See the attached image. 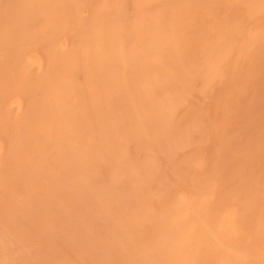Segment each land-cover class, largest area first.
Wrapping results in <instances>:
<instances>
[{"label": "bare ground", "instance_id": "obj_1", "mask_svg": "<svg viewBox=\"0 0 264 264\" xmlns=\"http://www.w3.org/2000/svg\"><path fill=\"white\" fill-rule=\"evenodd\" d=\"M9 2L0 8V264H264L262 131L261 144L244 137L260 145L250 148L255 170L247 147L231 145L244 139L239 123L226 144L238 153L221 137L264 84V0ZM256 98L246 105L264 104ZM211 139L226 153L214 141L206 151ZM204 150L224 167L207 168ZM233 153L260 174L257 185L241 165L228 173ZM94 165L108 169L97 189ZM236 176L242 189L222 193ZM32 189L57 201L36 200L44 208L34 201L31 213L48 238L20 221L33 220ZM29 230L52 240L36 243Z\"/></svg>", "mask_w": 264, "mask_h": 264}, {"label": "rangeland", "instance_id": "obj_2", "mask_svg": "<svg viewBox=\"0 0 264 264\" xmlns=\"http://www.w3.org/2000/svg\"><path fill=\"white\" fill-rule=\"evenodd\" d=\"M4 1H7V2H4ZM9 1H11V0H0V8H1V7H2V8H5V7H3V4H4V6H7L8 4H11V2H9ZM8 2H9V3H8ZM1 3H2V6H1ZM5 4H6V5H5ZM2 17H3V16H2ZM0 18H1V17H0ZM3 18H4V17H3ZM0 20H1V19H0ZM0 22H1V21H0ZM1 23L4 24V20H2ZM1 23H0V26H2ZM263 77H264V76H263ZM260 78L262 79L261 76H260ZM257 80H258V79H257ZM257 80H256V81H257ZM253 82H254V81H253ZM253 82H252V83H253ZM257 82H260V79H259V81H257ZM262 82L264 83V78L262 79ZM256 84H257V83H255V85L252 84V86L254 85L253 87H256V86L258 85V84H257V85H256ZM250 85H251V84H250ZM260 85H262V83L258 85L259 87H261V88L259 89V91L261 90V92H259V95H257V94H258V92H257V94H256V95H257V98H256L255 96L252 97V96H253V93H254V95H255V93H256V90H254L255 92H253V89H257V88H253L252 86H251V87H252L253 89L250 87L252 90L250 89L251 91H249V92H247V91L244 92L243 95L246 94V95L248 96V94H250L251 92H253V93H251L252 95H249V97L253 98V100H254V98H256V101L259 100L258 98H260L261 95H263V97H264V94H263V92H264L263 90H264V89L262 90V87L264 88V86H263L264 84H263L262 86H260ZM220 89H221V88H220ZM257 90H258V89H257ZM218 91H219V90H218ZM225 91H227V90H226L225 87H223V89H221V91H220L221 93H220V92H219V93L216 92V93H217L218 96H219V94H220V95H221V94L223 95L224 93H226ZM262 91H263V92H262ZM22 93L25 94V92H22ZM80 93H83V92H80ZM85 93H87V92H85ZM260 93H262V94H260ZM217 94H215V95H217ZM222 95H221V96H222ZM243 95L241 94V96H243ZM246 95H245V96H246ZM218 96H217V97H218ZM223 96H224V95H223ZM258 96H260V97H258ZM243 97H244V96H243ZM243 97H242V99H241V97H240L239 99L242 101L243 99H245V98H243ZM247 98H248V97H247ZM247 98H246V99H247ZM251 98L245 100V102H247L248 100H250V103H251V100H252ZM260 100H261V99H260ZM238 101H239V100H238ZM241 101H239L240 104H241ZM243 101H244V100H243ZM243 101H242L243 106H239V107H243V109L237 107L238 110H239L240 112L242 111V113H239V115H238V113H237V112H239L238 110H237V111L234 110V111H233L234 113L232 112L230 118H231L232 116H234V115H235V116H234V118L232 117L231 120H230L229 122L226 120L227 122L224 124L225 126L223 125V127H224V129H225L224 132H223V130H222L223 134H224V133H226V134H224L225 136L223 135V136H221V137H223V138L225 137V138H224V140H225L226 137L228 138V136H229L228 133L232 134V135L234 136V138H235V136H239V135L241 136L242 134H243V135L245 134L246 136H243V135H242V137L239 136V137H237V138L239 139V138L247 137V139H248V137L250 138V136H252L253 138L256 137V138H255V139H256V143H255V141H253V144L255 143L254 145H256V144H258V143L261 144V141H262L261 137L264 138V135H263V134H264V132H263V131H264V129H263V128H264V124H263L264 122H263L262 124H261V122H262L264 119L261 120V122H259V118L261 117V119H262V118L264 117V115H263V114H264V109H263L264 104L262 103V102H264V99H262V101H258V104L260 105V104L262 103L261 105H263V106H261V105L258 106L257 104L254 105V103L251 104V105H253L254 107L257 106V107L255 108V111H254V109H253L254 107H251V106H250V108H252V109H250V108H249V105H246V104H248V102L245 103V102H243ZM239 102H238V103H239ZM244 103H245V104H244ZM242 104H241V105H242ZM214 105H215V104H214ZM214 105H213V106H214ZM238 105H239V104H238ZM213 106H212L211 109H214ZM215 107H216V106H215ZM246 107H247V108H246ZM245 108H246V109H245ZM248 108H249L250 110H247ZM211 109H210V110H211ZM244 109H245V110H244ZM256 109H257V111H256ZM259 110H260V111H259ZM215 111H216V110H215ZM215 111H214V113H215ZM248 111H252V112L249 113ZM217 112H218V111H217ZM253 112H256L257 114H256V113L253 114ZM212 113H213V111H212ZM214 113H213V115L216 114V113H215V114H214ZM243 113H249V114H243ZM233 114H234V115H233ZM236 114H237V116H236ZM252 114H253V115H252ZM218 115H219V114H216V117H218ZM240 115H241V116H240ZM247 115H248V116H251V117H250L251 119H254V118H255V119L253 120V121H254L253 123L250 122L251 125H253V126H251V125L249 124V122H248V124H247V122H246V118L248 117ZM239 116H240V118H239ZM244 116H245V119H244L245 121H243ZM253 116H255V117H253ZM256 116H258V118H256ZM211 117L214 119L215 116L213 117L212 114H211ZM216 117H215V119H214V121H213L214 123H217V122H218V121L216 120ZM219 117H220V115H219ZM235 117H236V118H235ZM237 117H238V118H237ZM252 117H253V118H252ZM250 118L248 117V118H247V121H251ZM213 119H211V120H213ZM228 119H229V118H228ZM215 120H216L217 122H215ZM218 120H220V119H218ZM232 120H233V121H232ZM239 120H241V121H239ZM256 120H257V122H256ZM237 121H239V122H237ZM230 122H231V123H230ZM244 122H246L248 128L246 127V124H242V123H244ZM232 123H233L234 125H236V124L239 123L238 126L241 125V126L239 127V130L237 129L239 135H238L237 131H236V132H235V131H234V132H231V130L233 131V130H235L236 127H237V126L231 127V126H233V125H230V124H232ZM254 123H255V125H254ZM257 123H258V124H257ZM226 124H227V125H226ZM228 124L230 125L231 129L227 128L228 132H225V131H227L225 127H226V126H229ZM259 124H261V125L263 126V128H262L261 125H259ZM182 125H183V122L180 124L179 127H176V129H178V132H179L180 129L182 128V127H181ZM256 125H258L260 128L257 126V129H256V127H255ZM250 126L253 127V128H255V130H252L253 128H251ZM233 128H234V129H233ZM246 128H247L248 130L251 128V129H250V133H249L248 130H246ZM240 129L243 131V133H242V131L240 132ZM261 129H262V130H261ZM256 131H257V132H256ZM261 131H262V134L260 133ZM172 132H173V131H172ZM251 132H253V134H252ZM254 132H255V133H258V134H254ZM210 133H211V131H210ZM210 133H208V134H210ZM234 133H237V134H234ZM248 133H249V134H248ZM173 134H174V133H173ZM213 134H214V133H213ZM217 134H218V133H217ZM220 134H221V133H220ZM227 134H228V135H227ZM251 134H252V135H251ZM260 134H261V137L258 136V135H260ZM171 135H172V134H171ZM248 135H249V136H248ZM253 135H256V136H253ZM208 136H209V135H208ZM210 136H211V134H210ZM215 136H218V135H213L214 139H215ZM213 137H211V138H213ZM218 137H219V136H218ZM218 137H217L216 139H219V138H220V137H219V138H218ZM230 137H231V136H229V138H228V140H229L228 142H227V139H226V142H224V146H225V147H228V146H229V145H226V144H227V143L230 144L229 142L232 140ZM257 137H258V139H257ZM232 138H233V137H232ZM234 138H233V139H234ZM0 139L6 141V140H5L4 138H2V137H1ZM214 139H213V140L211 139V144H210V142L206 141V140H209V139H206V140H205V141L207 142V144H206L207 146H205V147H206V148H205L206 151H208V149H207L208 144L210 145L209 147L212 148V145H213V142H212V141H214V146H216V147H213V148L216 149V148L218 147V145H219L220 140H222V138H221L219 141H218V140L215 141ZM224 140H222V141H224ZM239 140H241V139H239ZM239 140L234 139V140H232L233 142L231 141V143H232V144H231L232 147H233V145L235 146V141H236V145H238V146L233 147V149H234V150H235V148H237V149H241L240 146H242V147H243V148H242L243 151L246 150V152H247V151L249 150V153H248V154L246 153V155L251 154V155H250L251 157H249V159H248V158L246 159V160H248L247 164H248L251 160H252L251 162L253 163V160L257 157V156L255 157V155H256V153H257L258 151H257V152H254V151H252V150H253V149L256 150L257 147H258V148L260 147V145H258V146L256 147V146H254L253 144L248 143V141H249L250 139H249V140H246L245 138L243 139V140H246L247 142H246V141H243V140H241V141H242V142H241V141H239ZM253 140H254V139H253ZM263 140H264V139H263ZM209 141H210V140H209ZM237 141H238V143H237ZM251 141H252V140H251ZM257 141H258V142H257ZM249 142H250V141H249ZM263 142H264V141H263ZM204 143H205V142H204ZM220 143H221V142H220ZM222 143H223V142H222ZM222 143H221V144H222ZM233 143H234V144H233ZM251 143H252V142H251ZM221 144H220V145H221ZM204 145H205V144H204ZM220 145H219V146H220ZM231 145H230V146H231ZM224 146H222L224 149L220 146V147H221V148L219 147L220 150L222 149V150L225 151L226 148H225ZM245 146L247 147L248 150L244 148ZM209 147H208V148H209ZM239 147H240V148H239ZM203 148H204V147H203ZM203 148H202V152H203ZM219 148H218V149H219ZM250 148H251L252 150H251ZM261 148H262V147H261ZM228 149L231 150V152H234L233 149H231V148H229V147L227 148V150H228ZM237 149H236L235 152L238 151ZM212 150H213V149H212ZM212 150H211V151H212ZM229 150H228V151H229ZM206 151L204 150L205 153H208V152H206ZM211 151L209 152V153L212 154V155H211V158H210V156H209V155H210L209 153H208V155H206V157L209 156V158L212 159V161H210V162H212V163H209V158H208V165H207V168H209L212 164L217 163V161H215V163H213V160H215L216 158H213L214 155H213V153H212ZM228 151H227L228 155H229V154L232 155V153H231V152H228ZM241 151H242V150H241ZM235 152H234V153H235ZM259 152H260V151H259ZM224 153H226V151H225ZM234 153H233V157H234V156H235V157L237 156V158H238V155H235ZM237 153H238V152H237ZM239 153H240V152H239ZM242 153H243V152H242ZM242 153H241V154H242ZM244 154H245V152H244ZM254 154H255V155H254ZM258 154H260V153H258ZM263 154H264V152H263ZM263 154L261 153L260 158L264 157ZM231 155L228 156V157L222 156V158L225 157L224 159L230 157L229 159H227V160H229V161H228V162H229L228 164H230V165H228V164L226 163V164L229 166V168H227L228 166L225 167V168H227L228 173L232 171V170H230V169H232V167H233V170H234V169L236 170V169H237L236 166H240V165H241V164L239 165V161L241 162V159H243V161H246L244 158H238L239 160L236 159L237 162H235V161H236V160H235V157H234V161H233V159H232L233 157H232ZM242 155H243V154H242ZM246 155H244V156L247 157ZM252 155H254V156H252ZM139 156H140V155H139ZM212 156H213V157H212ZM226 156H227V154H226ZM254 157H255V158H254ZM258 157H259V156H258ZM258 157H257V158H258ZM157 158H158V157H157ZM253 158H254V159H253ZM257 158H256V161H254V162H255V163H254L255 166H254V164H252V165H253L252 168H254L253 170H255V168L257 167V164H256V162H258V161H257ZM230 159H232V161H233L234 164L231 163ZM262 159H263V158H262ZM262 159H261L260 161H262ZM216 160H219V159H216ZM221 160H222V159H221ZM249 160H250V161H249ZM258 160H259V158H258ZM243 161H242L241 163H242V165L244 166L245 162H243ZM218 162H219V161H218ZM222 162H223V161H222ZM222 162H221L220 164H219V163H217V164H219V165L221 166V165H222ZM225 162H226V161L224 160V163H225ZM235 163H236V164H235ZM237 163H238V164H237ZM260 163H261V162H260ZM260 163L258 162V165H259ZM170 164H171V163H170ZM209 164H210V165H209ZM226 164H225V165H226ZM231 164H233V166H232ZM247 164H246V165H247ZM262 164H264V160L262 161ZM165 165H166V164H165ZM167 165H168V163H167ZM219 165H218V167H220ZM242 165L240 166V168H241V167L243 168ZM250 165H251V164H250ZM94 166H95V167H94V168H95V171H96V172L98 173V175L100 176V177L98 178V180H99L98 183H97V181H96V183H94V187L96 188L97 184H101L102 177L106 178L105 176L108 175V174L106 173V172L108 171V169H106L107 171H104V170H103V167H104V166L100 165V166H102L101 168H100V166H99V167L96 166V165H94ZM212 166H213V165H212ZM212 166H211V167H212ZM222 166H223V165H222ZM248 166H249V165L245 166V167L242 169V171H240V168H238V170H239V172H240V173L238 172V173H239V176H241V178H242V174H243L245 180H246V178L249 179V177H251V178L253 179V177H254V176H253V177L250 176V175H251V172L253 173V170L251 169V166H249V168H250L251 170L249 171V170L247 169V171H246V167L248 168ZM262 166H263V165H262ZM262 166H260V168H259V169H261V170H258V168H257V169H256L257 172L254 171V172H255V175H256L257 173L259 174L260 172H262ZM168 167H170V165H168ZM168 167H164V169H166V168H168ZM223 167H224V166H223ZM223 167H222V168H223ZM105 168H108V167L105 166ZM170 168H171V167H170ZM222 168H219V172H220V173L224 172V173H222V174H224V178H225V177L227 176L228 173L226 174V173H225L226 171H222V170H226V169H224V168L222 169ZM164 169H163V170H164ZM166 170L168 171L169 169H166ZM166 170H165V171H166ZM170 170H171V169H170ZM208 170H212V169H207V171H208ZM220 170H221V171H220ZM238 170H237V171H238ZM243 170H244V172L246 171L247 173L249 172L250 174H249V173L247 174L246 172H245V174L242 173ZM263 170H264V168H263ZM165 171H164V172H165ZM167 171H166V172H167ZM259 171H260V172H259ZM96 172H95V173H96ZM166 172H165V173H166ZM168 172H169V174L166 173V175H165V174H163V175H165V176L170 175L171 171H168ZM235 172H236V171H234L233 174H234V175H237V173H235ZM100 173H101L103 176H101ZM209 173H210V172H209ZM211 173H213V171H211ZM231 173H232V172H231ZM231 173H230V175H231ZM222 174H219V176H220V181H222V180H221V179H222L221 176H223ZM240 174H241V175H240ZM225 175H226V176H225ZM234 175H233V176H234ZM252 175H253V174H252ZM259 175H260V174H259ZM259 175H256V176L254 177L255 179H254V181H252V182H253L252 185H254V182L256 181V178H257V176H259ZM219 176H218V177H219ZM228 176H229V175H228ZM228 176H227V178L229 179L230 176H229V177H228ZM245 176H247V177H245ZM234 177H235V176H234ZM234 177L231 178V179H234V180H231V179H230V180H227V179H226L225 182H224V186H222V185L220 186V188L223 187L224 190H223L222 188H221L220 190H221V191L223 190V191H225V193H228V194H229V193L235 192V190H236L237 188H238V189H242V187H240V186L237 185V184L235 185V186H237V187L234 186V188H236V189L232 188L233 184H235L234 181H235L237 178L240 179V177H237V176H236V178H234ZM167 178H168V176H167ZM258 178H259V177H258ZM100 179H101V180H100ZM252 179H249V180H252ZM245 180H243V181H245ZM259 180H260V178L258 179V181H259ZM223 181H224V179H223ZM223 181H222V182H223ZM237 181H238V180H237ZM239 181H240V180H239ZM258 181H257V182H258ZM10 182H11V181H10ZM94 182H95V181H94ZM231 182H232L233 184H232ZM92 183H93V182H92ZM105 183H107L106 180H105ZM105 183H103V184H105ZM220 183H221V182H220ZM236 183H237V182H236ZM238 183H239V182H238ZM249 183H251V182H249ZM221 184H222V183H221ZM262 184H263V187H264V180H263ZM95 185H96V186H95ZM255 185H257L256 182H255ZM91 186H92V188H93V184H92ZM106 186H109V187H108V189H109V188H110L111 186H113V185H109V184H108V185H104V186L102 185V187H105V189H107ZM238 186H239V187H238ZM99 187H100V185H99ZM102 187H101V188H102ZM92 188H91V189H92ZM111 188H112V187H111ZM111 188H110V189H111ZM67 189H68V188H67ZM96 189H97V188H96ZM118 189H119V188H118ZM118 189H117V190H118ZM62 190H63V189H61V191H59V193L63 192ZM66 191H67V190L64 189V193H65V194H66ZM113 191H114V189H113ZM115 191H116V190H115ZM221 191H220V192H221ZM223 191H222V193H224ZM57 192H58V191H57ZM69 192H70V189H69V191H68L67 193H69ZM30 193H31V192H30ZM30 193H28V195H30ZM59 193H58V195H60ZM64 193L61 194L62 197H63V199H64V195H63ZM222 193H221V195H222ZM46 196H48V195H46V194L38 195V191H35L34 189H32L31 198H30V196H29V198H28L29 200H28V199H27V200L29 201L30 204L34 203V204H32L31 206L35 205L36 200H39V199H40V201H42V203H43V205H44V203H46V200H45V199H47ZM65 196H68V194H66ZM48 197H49V199H51V200L53 199V198H51V195H49ZM60 197H61V196H60ZM69 197H70V196H68V198H69ZM58 198H59V197L57 196V200H59ZM70 198H71V197H70ZM70 198H69V199H70ZM73 198H74V197H73ZM76 198L78 199V197H76ZM76 198H74V199L76 200ZM30 199H31V200H30ZM49 199H48V200H49ZM63 199L61 198V200H59V201H61V204H62V205H63V203H64V202H63ZM65 199H67V197H66ZM74 199H70V202H71L72 205L74 204V206H76V205H75V200H74ZM27 200H26L25 202H27ZM44 200H45V202H43ZM73 200H74V201H73ZM31 201H32V203H31ZM34 201H35V202H34ZM59 201H58V202H59ZM64 201H65V200H64ZM37 202H38V201H37ZM37 202H36V205H39L41 208H44L45 205L43 206L41 203H38V204H37ZM50 202H51V201H49V203H50ZM52 202H53V200H52ZM62 202H63V203H62ZM27 203H28V202H27ZM29 203H28V205H30ZM55 203H57V201H56ZM55 203L53 202V204H55ZM79 203H80V202H79ZM51 204H52V203H51ZM53 204H52V205H53ZM61 204H59V205H61ZM76 204L78 205L77 202H76ZM25 205L28 206L27 204H25ZM49 205H50V204H49ZM49 205H48V206H49ZM59 205H55V206L57 207V206H59ZM22 206H23L22 209H23V208H24V209L26 208V209L24 210V212L26 213V211H28V210H27V207H25L24 205H22ZM48 206H46V207H48ZM55 206H54V207H55ZM29 207H30V206H28V209H29ZM35 207H36V206H35ZM40 207H39V208H40ZM39 208L37 209V207L34 208V206H33L32 208H30V211H29L30 213H26V216H27L28 214H30V216H29V215L27 216V217H30L29 219H32V218H33V220H31V221H30V220L28 221V218L25 216V213H23V210L20 208V211L22 210V213H21L20 215H23V214H24V215H23L24 217L22 216V218L25 220V217H26L28 223H27L26 221L23 222V220H20V221H21V223H23V224H27L30 230H33L34 227L37 226L36 229H35V230H37V232L40 231V230H38V229H41V231L44 232V234H41V237H42L43 235H46V237L48 238V236H47V235H48V232H46V231L44 230V228L41 226L42 223H41L40 225L37 223V224L39 225V228H38V225H34V223H35L34 219L37 220V219H39V217L37 218V215H35V214H32V215H31V213H33L34 210H39ZM41 208H40V209H41ZM75 208H76V207H75ZM75 208H74V209H75ZM76 209H77V208H76ZM76 209H75V210H76ZM72 210H73V206H72ZM75 210H74V211H75ZM74 211H73V213H74ZM76 211H77V210H76ZM69 212H70V213H69V216H70L71 211H69ZM53 214H55V213H53ZM74 214H75V213H74ZM67 215H68V214H67ZM31 217H32V218H31ZM19 218H21V217H19ZM19 218H18V219H19ZM51 218H53L52 220L55 219L54 217H51ZM39 220H40V219H39ZM32 221H33V225L31 226V225H29V222L32 223ZM37 221H38V220H37ZM38 222H39V221H38ZM40 226H41V227H40ZM32 227H33V228H32ZM37 228H38V229H37ZM30 230H29V233L31 232ZM58 230H59L58 228L54 229L53 233L55 234V231H58ZM41 231H40V233H43V232H41ZM45 232H46L47 234H45ZM32 233H33V231H32ZM49 233H50V232H49ZM53 233H52V234H53ZM58 233H59V232H58ZM34 234H36V232H35ZM37 234H38V233H37ZM52 234H49V236L52 235ZM54 234H53V235H54ZM60 234H61V233H59L58 235H60ZM53 235H52L51 238H53V237L55 238V236H53ZM55 235H57V233H56ZM30 236H31L32 240H33V238H34L33 241L36 240V241H35L36 243H40V242H43V241L48 242V240H49V241L52 240V239H47L45 236H44V238H45V240H44V239L41 238L40 236H38V237H37V236L35 237V235L33 236L31 233H30ZM38 238H39V239H38ZM54 238H53V239H54ZM38 240H39V241H38ZM32 243H33V242H32ZM32 243H31V244H32ZM31 244H30V245H31ZM78 244L81 245V244H82L81 241H80ZM83 245H84V243H83ZM26 248H27V247H26ZM79 249H80V247H79ZM79 249H78V250H79ZM36 258H37V257H36ZM36 258H35V260H36ZM32 259H33V258H32ZM35 260H34V261H35ZM39 261H40V259L37 260L36 263H33V262H32V263H33V264H41V263L44 264L43 261H42V262L40 261L41 263H39ZM81 262H82V261H81ZM81 262H80V263H81ZM46 263H49V262H46ZM14 264H19V262L16 261Z\"/></svg>", "mask_w": 264, "mask_h": 264}]
</instances>
